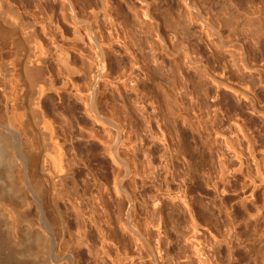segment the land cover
<instances>
[{
  "label": "rangeland",
  "instance_id": "1",
  "mask_svg": "<svg viewBox=\"0 0 264 264\" xmlns=\"http://www.w3.org/2000/svg\"><path fill=\"white\" fill-rule=\"evenodd\" d=\"M147 1L162 38L135 26L149 21L143 3L111 0V65L125 67V159L137 172L125 178L133 216L151 223L161 264H185V245L194 264H264V0H195L223 48L203 25H185L183 0ZM36 3L17 5L27 17ZM150 251L125 226V264H151Z\"/></svg>",
  "mask_w": 264,
  "mask_h": 264
},
{
  "label": "bare ground",
  "instance_id": "2",
  "mask_svg": "<svg viewBox=\"0 0 264 264\" xmlns=\"http://www.w3.org/2000/svg\"><path fill=\"white\" fill-rule=\"evenodd\" d=\"M18 1L0 0V264H125V226L161 264L151 223L135 220L125 188L137 172L125 159V67L111 65V0H37L23 7L27 17ZM135 1L149 20L135 26L162 38L148 1ZM183 2L185 25H203L223 48L196 1ZM189 247L182 255L194 264Z\"/></svg>",
  "mask_w": 264,
  "mask_h": 264
}]
</instances>
